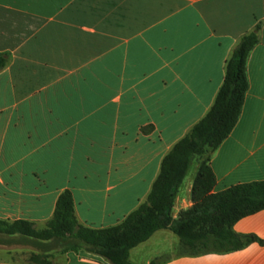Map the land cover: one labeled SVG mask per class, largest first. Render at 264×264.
Masks as SVG:
<instances>
[{
    "label": "crops",
    "instance_id": "1",
    "mask_svg": "<svg viewBox=\"0 0 264 264\" xmlns=\"http://www.w3.org/2000/svg\"><path fill=\"white\" fill-rule=\"evenodd\" d=\"M256 32L242 115L210 156L212 195L264 181V0H0V220L46 227L70 191L81 225L121 224L211 110L227 62ZM203 161L193 160L177 193L175 221L194 207ZM233 230L264 242V211ZM180 245L158 231L130 262L264 264L259 243L183 256L173 252ZM59 264L110 263L68 254Z\"/></svg>",
    "mask_w": 264,
    "mask_h": 264
},
{
    "label": "trees",
    "instance_id": "2",
    "mask_svg": "<svg viewBox=\"0 0 264 264\" xmlns=\"http://www.w3.org/2000/svg\"><path fill=\"white\" fill-rule=\"evenodd\" d=\"M258 43L257 32L242 39L227 62L224 83L211 110L166 155L146 202L121 224L104 229L81 225L76 217L73 194L67 191L60 196L45 230L37 231L25 221L0 220V233L44 241L67 242V238L73 237L90 248L88 253L110 264H132L130 252L161 230H170L180 237L179 256L228 254L254 243L264 245L256 236H240L233 230L240 220L264 211V181L212 195L216 177L210 167L211 154L228 139L242 115L249 90L248 59ZM6 65V58L0 55V72ZM195 158H204V161L193 187L194 207L175 221L172 212L177 193ZM166 261L159 258L151 264H166ZM34 264L50 263L37 259Z\"/></svg>",
    "mask_w": 264,
    "mask_h": 264
},
{
    "label": "rangeland",
    "instance_id": "3",
    "mask_svg": "<svg viewBox=\"0 0 264 264\" xmlns=\"http://www.w3.org/2000/svg\"><path fill=\"white\" fill-rule=\"evenodd\" d=\"M46 227H35V229L37 231H43ZM162 243L158 242L153 250H158L161 246L164 247ZM88 250L90 248L86 244H83L73 237L67 238V242L60 239L44 241L22 235L10 236L0 233V262L34 264L37 259H40L50 264H59L68 254H90L87 252ZM173 252L179 254L181 248H176Z\"/></svg>",
    "mask_w": 264,
    "mask_h": 264
}]
</instances>
